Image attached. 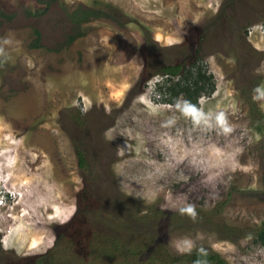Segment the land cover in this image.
<instances>
[{
	"label": "rangeland",
	"instance_id": "rangeland-1",
	"mask_svg": "<svg viewBox=\"0 0 264 264\" xmlns=\"http://www.w3.org/2000/svg\"><path fill=\"white\" fill-rule=\"evenodd\" d=\"M94 1L0 0L9 15L0 26V201L13 196L0 202V264L37 255L82 264L68 223L117 225L128 204L189 216L160 234L174 253L202 247L227 264H264L254 236H229L201 216L264 223V97L254 99L264 91V0H100L121 22L72 26L67 13ZM36 29L42 47L32 46ZM193 31L216 90L190 111L182 96L161 100L162 76L144 71L176 63Z\"/></svg>",
	"mask_w": 264,
	"mask_h": 264
},
{
	"label": "trees",
	"instance_id": "trees-1",
	"mask_svg": "<svg viewBox=\"0 0 264 264\" xmlns=\"http://www.w3.org/2000/svg\"><path fill=\"white\" fill-rule=\"evenodd\" d=\"M238 0H233L236 4ZM120 14L111 4L95 0L91 5L81 4L73 11L67 13L69 22L74 27H79L85 22L97 18H109L121 22ZM7 13L0 12V26L2 19L8 18ZM35 33L33 47H42L41 34L38 29ZM193 32L188 36L190 46L188 52L176 63L158 65L155 72L145 68L144 75L150 78L154 75L162 76V80L156 83L155 94L160 95L161 100L173 103L182 96L186 100L191 111L200 104V98L212 95L216 90V81L213 73L209 72L206 61L201 54L202 39L196 41ZM82 31L70 34L67 44L73 43ZM146 78V79H147ZM80 165H87L86 157L82 151L78 152ZM84 200V197H82ZM122 221L117 225L107 224L81 230L75 219L68 224L67 244L72 247L74 254L80 253L82 264H96L103 260V264H227L226 259L216 251L202 247L185 252L174 253L163 239L161 232L169 226L183 225L188 222L189 216L184 213L161 211L154 207L141 210L138 205H130L123 209ZM210 213V212H208ZM220 214V212H219ZM200 215V214H199ZM204 223L211 227H218L231 236L252 235L256 241L264 246V223L256 228H239L224 222L217 221L218 213H202ZM133 219L132 221H129ZM103 226V227H102ZM78 250V251H76ZM44 255H37L22 259L16 264H57L60 256H51L48 259ZM66 259L67 257L61 256ZM86 261V262H85ZM45 263V264H47ZM2 264V263H1ZM67 264H71L68 262ZM77 264H80L79 262Z\"/></svg>",
	"mask_w": 264,
	"mask_h": 264
},
{
	"label": "clouds",
	"instance_id": "clouds-1",
	"mask_svg": "<svg viewBox=\"0 0 264 264\" xmlns=\"http://www.w3.org/2000/svg\"><path fill=\"white\" fill-rule=\"evenodd\" d=\"M259 95L258 96H254V99H258L261 97H264V91H261L259 88L255 90ZM13 198V196H11L10 193L5 194L4 198L0 201L3 205V207H5L6 203L8 201H10Z\"/></svg>",
	"mask_w": 264,
	"mask_h": 264
},
{
	"label": "flooded vegetation",
	"instance_id": "flooded-vegetation-1",
	"mask_svg": "<svg viewBox=\"0 0 264 264\" xmlns=\"http://www.w3.org/2000/svg\"><path fill=\"white\" fill-rule=\"evenodd\" d=\"M1 236H2V233H1V231H0V239H1ZM2 248V247H1ZM5 247L3 246V249H4ZM6 249V248H5Z\"/></svg>",
	"mask_w": 264,
	"mask_h": 264
},
{
	"label": "snow or ice",
	"instance_id": "snow-or-ice-1",
	"mask_svg": "<svg viewBox=\"0 0 264 264\" xmlns=\"http://www.w3.org/2000/svg\"><path fill=\"white\" fill-rule=\"evenodd\" d=\"M190 211V210H189Z\"/></svg>",
	"mask_w": 264,
	"mask_h": 264
}]
</instances>
